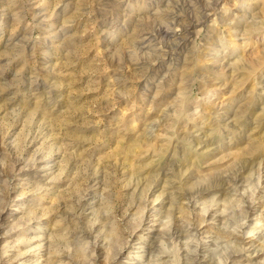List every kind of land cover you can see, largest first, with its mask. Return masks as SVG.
<instances>
[{"label":"rangeland","instance_id":"obj_1","mask_svg":"<svg viewBox=\"0 0 264 264\" xmlns=\"http://www.w3.org/2000/svg\"><path fill=\"white\" fill-rule=\"evenodd\" d=\"M260 246L264 0H0V264Z\"/></svg>","mask_w":264,"mask_h":264},{"label":"bare ground","instance_id":"obj_2","mask_svg":"<svg viewBox=\"0 0 264 264\" xmlns=\"http://www.w3.org/2000/svg\"><path fill=\"white\" fill-rule=\"evenodd\" d=\"M188 190V189H187ZM185 191V190H184ZM189 191V190H188ZM186 195V194H185ZM200 197V196H199ZM181 201V200H180ZM181 203V202H180ZM179 209V208H178ZM177 212H178V210H177ZM176 230V229H175ZM177 231V230H176ZM178 232V231H177ZM230 236V235H229ZM239 240V239H238ZM237 241V240H236ZM241 241V240H240ZM239 242V241H238ZM237 242V243H238ZM250 242V241H249ZM240 243V242H239ZM251 245H254V244H252L251 243ZM261 247V246H260ZM262 247H263V245H262ZM262 247H261V249H258L257 251H253V253L255 254L256 253V255H258L257 253H262V255H264V249H262ZM260 255V254H259Z\"/></svg>","mask_w":264,"mask_h":264}]
</instances>
